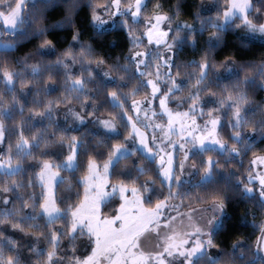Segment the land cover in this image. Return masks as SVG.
Masks as SVG:
<instances>
[{
    "label": "clouds",
    "instance_id": "1",
    "mask_svg": "<svg viewBox=\"0 0 264 264\" xmlns=\"http://www.w3.org/2000/svg\"><path fill=\"white\" fill-rule=\"evenodd\" d=\"M17 7L0 20V264H84V197L96 227L137 218L92 264L264 256V0H0Z\"/></svg>",
    "mask_w": 264,
    "mask_h": 264
},
{
    "label": "snow or ice",
    "instance_id": "2",
    "mask_svg": "<svg viewBox=\"0 0 264 264\" xmlns=\"http://www.w3.org/2000/svg\"><path fill=\"white\" fill-rule=\"evenodd\" d=\"M18 14V7L13 9L12 11H10L7 15H4L2 13H0V20L3 21L4 24L10 25L13 24L15 22V17ZM160 19V18H158ZM150 38H151V34H150ZM45 167H47V165H45ZM90 167L92 170L95 169V164L94 162H90ZM87 179V177H86ZM260 179V183L264 184V178H259ZM106 180L101 181V184L98 186H102V183H105ZM124 187H121V192L123 193ZM98 200V196L95 198ZM90 200L89 197H84L81 201V206L78 207L73 213L72 215L74 217H78L79 219L83 220V219H88L91 223H90V228H94L95 229V235L98 237L97 240V249L94 250L93 252V256L89 257L84 264H92V261L97 253V251H99L101 249V247L105 244L106 240L108 237L115 235V234H121V233H125L126 230L129 229V226L131 225V223L137 219L136 217H133L131 215H129L128 213L131 211V208L126 206V205H122L121 209L119 210L120 214H118L114 219L115 220H119L121 221V224L119 226V228H115L113 227V219H106L103 222L100 223L99 227H96L97 221H98V216L96 214H93V209L95 210V213H98L99 208H98V204L95 203H87ZM42 207H45L46 210H49L47 208V201L45 202V204L41 205ZM131 207H139L140 208V212L141 214H143L144 212H150L151 209H143L142 207L139 206L138 204V197H137V204L136 205H132ZM82 208H86L87 212H81ZM54 209V206H53ZM133 235H135V233H133ZM131 236H126L124 239L125 241H130L131 240ZM119 242V241H118ZM104 250H107V248H104ZM146 258L143 256H138L136 257L132 264H143L144 260ZM162 264V262H161Z\"/></svg>",
    "mask_w": 264,
    "mask_h": 264
},
{
    "label": "trees",
    "instance_id": "3",
    "mask_svg": "<svg viewBox=\"0 0 264 264\" xmlns=\"http://www.w3.org/2000/svg\"><path fill=\"white\" fill-rule=\"evenodd\" d=\"M254 264H264V257L260 255L259 253H257Z\"/></svg>",
    "mask_w": 264,
    "mask_h": 264
},
{
    "label": "rangeland",
    "instance_id": "4",
    "mask_svg": "<svg viewBox=\"0 0 264 264\" xmlns=\"http://www.w3.org/2000/svg\"><path fill=\"white\" fill-rule=\"evenodd\" d=\"M119 225H114V227H118Z\"/></svg>",
    "mask_w": 264,
    "mask_h": 264
},
{
    "label": "water",
    "instance_id": "5",
    "mask_svg": "<svg viewBox=\"0 0 264 264\" xmlns=\"http://www.w3.org/2000/svg\"><path fill=\"white\" fill-rule=\"evenodd\" d=\"M264 257V256H263Z\"/></svg>",
    "mask_w": 264,
    "mask_h": 264
}]
</instances>
